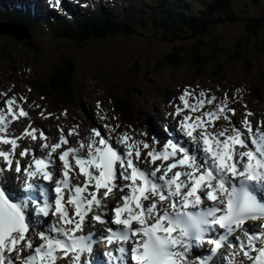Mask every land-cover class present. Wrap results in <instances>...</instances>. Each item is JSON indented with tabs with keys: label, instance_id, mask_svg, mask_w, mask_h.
Returning <instances> with one entry per match:
<instances>
[{
	"label": "snow or ice",
	"instance_id": "snow-or-ice-1",
	"mask_svg": "<svg viewBox=\"0 0 264 264\" xmlns=\"http://www.w3.org/2000/svg\"><path fill=\"white\" fill-rule=\"evenodd\" d=\"M2 95L0 264H264V121L249 110L237 122L227 94L185 89L162 149L118 124L79 148L76 129L49 142L30 122L15 135L28 100Z\"/></svg>",
	"mask_w": 264,
	"mask_h": 264
},
{
	"label": "rangeland",
	"instance_id": "rangeland-1",
	"mask_svg": "<svg viewBox=\"0 0 264 264\" xmlns=\"http://www.w3.org/2000/svg\"><path fill=\"white\" fill-rule=\"evenodd\" d=\"M199 1L201 2V0ZM204 1L213 4L211 0ZM258 1V4L254 5L252 0H233L231 2L232 12L240 18L248 15L264 16V0ZM22 2H27V0ZM53 8L55 7L53 6ZM105 9V7L102 8L104 13L106 12ZM246 26V22L219 26V31L223 38V40H220L223 49L219 55L220 57L226 58L228 56L230 46L235 44L237 38L244 35L248 36L245 32L248 31L245 30ZM39 32L41 31L37 32L38 34L34 39L28 40L29 43L25 41L8 43L6 46L5 44L2 45V48L5 47L6 49L4 48L3 51L0 49V110L5 108L6 100L2 93L7 92L8 96H26L28 103L24 104V108L30 113L31 117L30 121L23 119L14 123L16 132L13 134L15 135L21 134L24 126L30 122L42 126L43 130L49 135V142L58 140L60 129L64 130V134L76 129L80 135H73V137H75L76 145L79 146L81 138L86 140L82 135L89 133L93 127L97 125L103 127L105 124H118L121 131L135 135L137 139L147 140L153 143L157 149H162L164 144L160 142L156 144L153 139L155 136L150 134L140 136L143 131L138 121L142 117L153 118V123L159 130H161L160 122L165 125L170 124L179 130L177 125L178 118H174L170 113L175 112L176 106L183 107L179 97L184 93L185 89L195 90L197 94L200 91H205L208 96L215 95L218 98H223L227 94L234 101L232 107L238 110L237 115L234 117L237 122H241L240 114L249 110L254 113V117L250 119L255 118L257 121H264V95L260 97L262 100H256L252 96V91L253 93L257 91L259 83H262L264 90L263 56L257 57V59L256 57L249 59L248 62H245V67L235 66L232 69L227 68L224 71H220L219 75L214 74L211 68L193 72L184 66L174 70L168 68L163 72H152L147 68L152 67L153 58L151 60L144 58L146 63L139 66L138 72H133L134 70L127 69L122 62L110 63L111 56L114 53L118 57L115 48L119 44L117 38L94 42L92 47H88L91 49L87 52V56L84 55L81 58L83 59L81 61L74 52L69 53L81 70L79 78L75 82L78 81L81 87L80 96L83 93L84 100L81 99L82 107L63 105L60 99L54 100L53 97L49 100L41 101L37 94L34 95L28 91L29 83L33 80L39 82L43 79H48V65L57 59L60 50L57 52L53 48L55 44H51L53 34L51 35L49 31L45 30L46 36L43 37L42 34L41 39ZM260 34L261 38H264V26ZM4 37L0 35V45ZM121 49L125 50V48ZM61 50L62 52H68L64 47ZM133 54L139 55L142 54V51H136L132 48L130 55ZM40 57L42 58L40 59ZM249 68L250 70H247ZM159 87L163 90L161 98L156 94ZM125 98L131 102L134 109V117L130 121L123 120L121 116L117 115L116 108L113 107L114 101H122ZM35 105H40L41 107L37 108ZM41 110H46V113H52V116L47 119L41 117L39 115ZM102 117H107V119ZM156 120H159V125ZM78 126H81V128L77 129ZM104 131L107 132L108 129L105 128ZM157 135L160 140L163 139V136ZM69 139L72 140V135L69 136ZM24 143L28 145L36 144L30 138H25ZM38 143H43V141ZM0 146L6 148L2 144ZM193 147H195V144ZM38 153L39 155L47 154L46 150L42 148L38 149Z\"/></svg>",
	"mask_w": 264,
	"mask_h": 264
},
{
	"label": "trees",
	"instance_id": "trees-1",
	"mask_svg": "<svg viewBox=\"0 0 264 264\" xmlns=\"http://www.w3.org/2000/svg\"><path fill=\"white\" fill-rule=\"evenodd\" d=\"M211 1L212 5H201L198 0H138L137 7L133 6L132 9H135L132 12L126 11L127 17L113 18L98 13L95 18L77 21L75 29L68 23L51 24L50 28L61 36L60 41H51V44H55L53 48L57 52L60 50V53L58 52L57 59L48 66V79L39 82L33 80L29 83L30 92L37 94L41 101L53 97L54 100L60 99L66 106L77 104L81 87L75 80H78L81 70L69 53L74 52L81 61L84 55L87 56L91 49L88 47H92L94 42L109 38H117L119 42L115 47L118 57L114 53L110 63L122 62L127 69L134 70L133 72H138L139 66L146 63L144 58H153L152 67L147 68L152 72L184 66L193 72L211 68L214 74L219 75L220 71L227 68L245 67V62L253 57H264V38L260 34L264 26V16L248 15L240 18L232 12L233 0ZM252 2L257 5L259 1ZM2 17L5 15L0 13V18ZM6 17L16 19L29 28L34 26L30 18L22 14L10 13ZM244 22L247 23L245 30L248 31L245 32L248 36L237 38L235 44L230 46L228 56L220 57L223 51L220 40L223 38L219 26ZM62 47L68 52H62ZM132 48L142 51V54L130 55ZM162 93L163 90L159 87L156 94L161 98ZM262 95L263 85L259 83L257 91H252V96L262 100ZM113 107L123 120L133 119L134 109L127 98L114 102ZM142 118L138 123L145 128L148 124Z\"/></svg>",
	"mask_w": 264,
	"mask_h": 264
},
{
	"label": "bare ground",
	"instance_id": "bare-ground-1",
	"mask_svg": "<svg viewBox=\"0 0 264 264\" xmlns=\"http://www.w3.org/2000/svg\"><path fill=\"white\" fill-rule=\"evenodd\" d=\"M22 1H24V0H0V13L5 15V17L0 18V35L5 36L1 40L0 49L2 51L5 48V47L2 48V45H4V44L6 46L8 43H13V42L20 43L22 41L29 43L28 40L31 41V39H34L35 36L37 35V34H34L33 31H42L41 28L43 26H46L45 24L42 25V23H40V21H39L40 17L43 18L44 20H46V16L42 15L43 14L42 10H45V8L47 6V5L46 6L43 5L44 4L43 0H27V2H22ZM10 13L22 14V16H25L26 18H30L32 23H34V26L32 28H29V27L25 26L23 23L17 21L16 19L7 18L6 15H8ZM246 28H247V26H246ZM23 119H25V118H21L20 120H23ZM73 128H74V125H73ZM79 128H81V126L77 127V129H79ZM167 128H168V126H165V125H162V128H161V134L163 135L165 140H166V136H167V131H166ZM45 133L48 134L47 132H45ZM88 134L89 133H85L82 136L87 138ZM0 135H2V133H0ZM68 139H69V137H68ZM184 139L187 140L189 143L191 142L189 140V138H187V137H184ZM69 140L71 142L69 146L79 148V146L76 145V140H75V137H73V135H72V140L71 139H69ZM35 142L37 144L39 141H35ZM32 145H35V143H32L30 146H32ZM0 147H2V146H0ZM4 147L7 148L8 146L5 145ZM147 167L150 168L151 165H147ZM15 190L21 196L27 195V193L20 191V185L19 184H17V186L15 187ZM227 251L230 253L229 250H227ZM225 258H227V257H225Z\"/></svg>",
	"mask_w": 264,
	"mask_h": 264
},
{
	"label": "clouds",
	"instance_id": "clouds-1",
	"mask_svg": "<svg viewBox=\"0 0 264 264\" xmlns=\"http://www.w3.org/2000/svg\"><path fill=\"white\" fill-rule=\"evenodd\" d=\"M198 1H199V0H198ZM199 3H200L201 5H203V4H204L202 1H201V2L199 1Z\"/></svg>",
	"mask_w": 264,
	"mask_h": 264
}]
</instances>
